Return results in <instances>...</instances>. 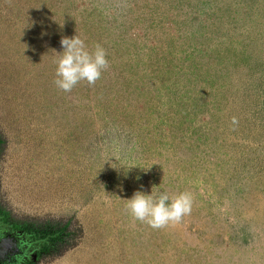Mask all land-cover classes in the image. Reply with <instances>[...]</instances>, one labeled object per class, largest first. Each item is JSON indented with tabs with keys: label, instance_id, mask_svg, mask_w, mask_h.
<instances>
[{
	"label": "rangeland",
	"instance_id": "rangeland-1",
	"mask_svg": "<svg viewBox=\"0 0 264 264\" xmlns=\"http://www.w3.org/2000/svg\"><path fill=\"white\" fill-rule=\"evenodd\" d=\"M76 35L109 66L63 92ZM0 141V264H264V0H0Z\"/></svg>",
	"mask_w": 264,
	"mask_h": 264
},
{
	"label": "clouds",
	"instance_id": "clouds-1",
	"mask_svg": "<svg viewBox=\"0 0 264 264\" xmlns=\"http://www.w3.org/2000/svg\"><path fill=\"white\" fill-rule=\"evenodd\" d=\"M60 44L63 51L56 61L54 84L63 92H70L82 81L89 85L95 84L102 71L109 66L106 50L99 44L89 51L84 40L78 35L63 37ZM125 200L130 216L152 228L179 223L183 216L190 214L192 207V197L187 192L172 198L162 192L153 198L152 194L145 195L137 191L132 198Z\"/></svg>",
	"mask_w": 264,
	"mask_h": 264
},
{
	"label": "trees",
	"instance_id": "trees-1",
	"mask_svg": "<svg viewBox=\"0 0 264 264\" xmlns=\"http://www.w3.org/2000/svg\"><path fill=\"white\" fill-rule=\"evenodd\" d=\"M0 143H1V141H0ZM66 227H67V225L66 224H63L56 232L50 233V234L49 233H46L44 239H48L49 237L50 238H53V239L54 238L55 239H59L60 238L59 235H61V234L67 235L68 232H67ZM70 234H73L74 236H78L80 234V230L78 228H74V229H72V230L69 231V235Z\"/></svg>",
	"mask_w": 264,
	"mask_h": 264
}]
</instances>
